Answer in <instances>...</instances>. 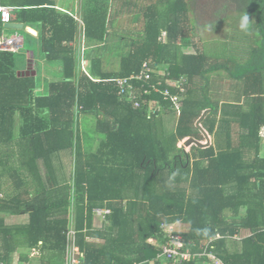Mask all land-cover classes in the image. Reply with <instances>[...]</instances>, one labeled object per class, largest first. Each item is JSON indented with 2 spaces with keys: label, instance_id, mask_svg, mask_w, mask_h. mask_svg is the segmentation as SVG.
<instances>
[{
  "label": "trees",
  "instance_id": "1",
  "mask_svg": "<svg viewBox=\"0 0 264 264\" xmlns=\"http://www.w3.org/2000/svg\"><path fill=\"white\" fill-rule=\"evenodd\" d=\"M0 2L42 25L46 67L57 64L32 74L17 67V52H0V211L29 215L0 219V264H66L71 228L80 264H174L157 256L177 233L199 255L179 264H215L209 253L223 264H264V0H87L81 24L54 0ZM119 16L125 27L114 26ZM221 24L238 29L244 50L205 49L226 36L199 28ZM4 29L0 16V36ZM79 31L93 43L82 52ZM108 54L119 55L118 69L104 68ZM145 63L167 64V77L155 67L134 80ZM183 74L182 95L165 78ZM124 79L135 98L122 92ZM175 105L173 124L163 114ZM207 109L211 145L187 151L180 141L206 138L197 121ZM7 174L15 189L1 186ZM97 208L111 210L101 225ZM181 222L187 231L175 228ZM229 240H240L236 250Z\"/></svg>",
  "mask_w": 264,
  "mask_h": 264
},
{
  "label": "rangeland",
  "instance_id": "2",
  "mask_svg": "<svg viewBox=\"0 0 264 264\" xmlns=\"http://www.w3.org/2000/svg\"><path fill=\"white\" fill-rule=\"evenodd\" d=\"M194 1V0H193ZM204 1V0H203ZM205 1H208V2H211L213 0H205ZM204 3V2H203ZM146 4V3H145ZM80 11V8L78 9ZM128 21H127V17L125 16H119L118 18V21H116L114 23V26L116 27H125L127 25ZM204 30H208V33H206ZM217 30H220L221 32H218ZM7 32L11 35H14L16 32H18V30H15V29H8ZM210 32V33H209ZM237 32H238V29H235V27L233 26H227L226 24H221L220 27H211L210 29H206V28H199V33L204 36V37H209V38H216V37H219V38H224L225 36V39H218V40H213L212 42H209L207 44V46L205 47V49L209 52V53H212V54H232V53H239L241 50H244L245 47H246V44L243 45V48H242V43L241 45L239 44V41L235 40V37L237 35ZM19 33L21 35H23L26 39V42H25V47L22 51H20V53H16V57H17V67H20L21 68H25V71L26 70H29L31 71L32 74L36 73V70H34L36 67L39 68L38 64H41V70L44 71L45 73H47V70H48V67H43V65H47V62L45 57H46V53H44L43 51H41V43L38 41L37 37L36 36H33L32 34L28 33L26 30H19ZM166 34L164 33L163 34V37H165ZM113 44V39L111 40V45ZM248 44V43H247ZM87 45V46H86ZM90 44L88 41L86 42H83L82 43V49L83 47H88ZM239 46V48H238ZM82 49H80V51L82 52ZM28 51H32V52H35V62L33 63V61H29L28 62ZM109 57L106 58L105 60V63H104V68L105 69H108V70H112V69H118L119 68V65H120V58H119V55H115V54H108ZM30 60H32L30 58ZM85 68H86V65H87V62L84 61L82 63ZM167 67H169L167 64H165ZM40 70V69H37V71ZM28 73V72H27ZM170 81H172L171 79H169ZM181 80L182 81H187V77L186 75H182L181 76ZM172 83V82H171ZM153 104V103H152ZM153 105L152 107L149 109V114L152 113V110H153ZM174 109L173 110H170L169 107L166 108L165 110V113L163 114L166 118H169L171 120V122L173 124H176L177 122V118L179 117L180 115V112H181V105H175V107H173ZM168 109V110H167ZM151 111V112H150ZM204 113V112H203ZM18 124H19V119L17 121V128H16V134H18ZM174 126V125H173ZM211 138V141L213 140L212 139V136H210ZM86 140V139H85ZM83 141V144L87 145L88 144V141ZM185 140V139H184ZM184 140L180 141L179 142V146H184ZM97 143L98 140H95L94 143ZM203 142H206V138H204ZM95 143V144H96ZM264 143V142H263ZM187 151L190 150V147H185ZM95 149V148H94ZM263 154H264V145H263ZM15 161V164L14 166H18V161L16 160V158L13 159ZM41 166H42V172L43 174L45 173V166L42 165L41 163ZM23 173H21L22 175ZM24 176V175H22ZM13 182H14V178L11 176V175H5V177L3 178V183H2V187L5 189H15L14 186H13ZM32 189V192L34 193L35 191V188L34 187H31ZM72 202H75V201H72ZM72 207L74 206L71 205ZM70 206V207H71ZM71 210V213L73 212V208L70 209ZM244 210V209H243ZM11 219L8 220L9 222H13L16 223V224H22V223H26L29 219V215L28 214H21V215H15V216H12L10 215ZM104 218L103 217H98L96 216V224L97 225H101L102 224V220ZM104 222H108V221H104ZM176 229H180V230H183V231H187L188 228H189V225L186 224V223H178L175 227ZM231 248V247H230ZM32 261H34V264H38L39 263V259L38 258H33L30 260V262L28 264H31ZM163 261V260H162ZM164 263V261H163ZM22 264H25V263H22ZM151 264H154L153 262Z\"/></svg>",
  "mask_w": 264,
  "mask_h": 264
},
{
  "label": "built area",
  "instance_id": "3",
  "mask_svg": "<svg viewBox=\"0 0 264 264\" xmlns=\"http://www.w3.org/2000/svg\"><path fill=\"white\" fill-rule=\"evenodd\" d=\"M12 12V8L0 4V16L3 24L12 22ZM24 43V37L18 32H16L14 35H8L2 32L0 36V52L9 51L18 53L24 47ZM155 67L157 68V73H159L160 76L167 77L166 72L168 67L166 65L157 63L155 64V66H151L145 63L141 73L133 76L134 80L145 81L146 79H150L151 73L155 72ZM181 76L178 79L165 78V80L166 84H168L169 86L177 87L179 89V92L183 95V92L186 89L185 84H187V81H182ZM164 77H159L157 83L153 84V89L156 88L157 90H159L158 86L163 84L162 80ZM169 79H171L172 81H170ZM120 84L123 88L122 92L127 91V93L131 95V97L135 98V94L133 93V83L131 84L128 79H124L120 81ZM163 93L168 95L170 91L169 89H165ZM178 99L182 98L178 96L173 97V101L175 103H178V101H180ZM95 212L98 217H103L104 219H106V215L109 214L111 210L108 208H97L95 209ZM66 247V264H80V247L76 243V231L73 228H71L68 233ZM196 256L199 255L192 252L190 244L187 242L185 236L183 234L177 233L167 235V239L162 247L161 252L157 256V259L161 261H172L174 262V264H179L183 261L191 260ZM208 256L212 259L213 262H215V264H223V262L213 253H209Z\"/></svg>",
  "mask_w": 264,
  "mask_h": 264
},
{
  "label": "crops",
  "instance_id": "4",
  "mask_svg": "<svg viewBox=\"0 0 264 264\" xmlns=\"http://www.w3.org/2000/svg\"><path fill=\"white\" fill-rule=\"evenodd\" d=\"M86 1L87 0H54V3H55V7H56V10L58 11V13H60V14H68V15L70 14V15H72L77 20V22L79 24H81L83 22V9L85 7V4L87 3ZM0 4H1V2H0ZM79 8H80V11L78 10ZM12 17H13L12 22H22V21L16 19V15H15V12L14 11L12 12ZM22 23H24V22H22ZM24 24H25V26H31V27H33V28H35L37 30V35H33V36H36L37 39H38V41L41 43L40 33H41L42 25L41 24H36L35 26H32V25H29L27 23H24ZM4 28L5 29L2 30V32L6 33V34H9L7 32V30L10 29V28H6L5 26H4ZM9 35H11V34H9ZM86 41L87 40H86V38H84V36L82 34V31H79V33H78V35L76 37V40H75L76 43H74L76 45L78 51H80V49H82V43L83 42H86ZM25 42H26V39H25ZM89 44H93V43L92 42L91 43L89 42ZM96 44H98V43H96ZM85 48L87 49V47H83L82 51ZM18 53H20V52H18ZM31 56H32V59L35 62V59H36L35 52L28 51V62L31 61L30 60ZM45 58H47V57H45ZM44 60H46V62H47V59H44ZM37 64H38V66H40V72L44 76V74H46V73L41 70L42 69L41 68V64H39V63H37ZM49 64H51V63H49ZM49 64H48V69L49 70H56L57 64L52 63L51 66H49ZM44 66L46 67V65H43V67ZM21 69H23V68H21ZM0 192H1L0 193V196L3 197L4 191L1 190ZM22 214H27V213H22ZM10 215H12V214L6 213V212H3V211H0V219H4V222H5L6 225H12L13 224V222H9L8 221V220L11 219ZM17 215H21V214H17ZM12 216H15V215H12ZM28 219H29V217H28ZM14 224H16V223H14ZM243 233H244V236H245L246 235V232H243ZM239 242H240V240H239ZM239 242L229 240L228 241V247L229 248L231 247L230 248L231 250H236V248H238V243ZM31 264H34V261H32Z\"/></svg>",
  "mask_w": 264,
  "mask_h": 264
},
{
  "label": "water",
  "instance_id": "5",
  "mask_svg": "<svg viewBox=\"0 0 264 264\" xmlns=\"http://www.w3.org/2000/svg\"><path fill=\"white\" fill-rule=\"evenodd\" d=\"M4 26L6 28L15 29V30H26L27 32L31 33L32 35H37V30L31 26H25L22 22H10L5 23ZM209 109L205 110L201 118L197 121V126L201 129L203 134L206 137V142L199 141L195 138L189 137L184 140V146L185 147H191L193 144L197 145L199 147H209L211 145V138L210 135L207 133V131L201 126V121L206 117V115L209 113Z\"/></svg>",
  "mask_w": 264,
  "mask_h": 264
},
{
  "label": "clouds",
  "instance_id": "6",
  "mask_svg": "<svg viewBox=\"0 0 264 264\" xmlns=\"http://www.w3.org/2000/svg\"><path fill=\"white\" fill-rule=\"evenodd\" d=\"M244 23H247V17H244ZM243 26V25H242Z\"/></svg>",
  "mask_w": 264,
  "mask_h": 264
}]
</instances>
